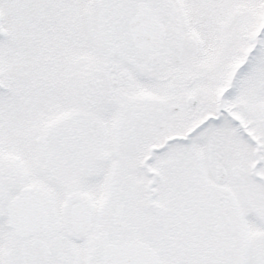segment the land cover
Masks as SVG:
<instances>
[{
    "label": "snow or ice",
    "instance_id": "6c2138e0",
    "mask_svg": "<svg viewBox=\"0 0 264 264\" xmlns=\"http://www.w3.org/2000/svg\"><path fill=\"white\" fill-rule=\"evenodd\" d=\"M0 264H264V0H0Z\"/></svg>",
    "mask_w": 264,
    "mask_h": 264
}]
</instances>
